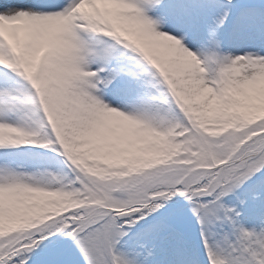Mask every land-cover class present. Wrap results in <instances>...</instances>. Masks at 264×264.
<instances>
[{
    "label": "snow or ice",
    "instance_id": "6c2138e0",
    "mask_svg": "<svg viewBox=\"0 0 264 264\" xmlns=\"http://www.w3.org/2000/svg\"><path fill=\"white\" fill-rule=\"evenodd\" d=\"M260 53L254 0H0V264H264Z\"/></svg>",
    "mask_w": 264,
    "mask_h": 264
},
{
    "label": "rangeland",
    "instance_id": "374dc122",
    "mask_svg": "<svg viewBox=\"0 0 264 264\" xmlns=\"http://www.w3.org/2000/svg\"><path fill=\"white\" fill-rule=\"evenodd\" d=\"M256 3H264V0H254ZM234 50V49H233ZM250 48L238 47V50H234V55H244L245 51H252ZM264 55V53H260ZM262 86H264V81H262ZM261 103L264 104V97H261ZM18 151L21 155L17 158V164L19 165L20 170L25 172L37 171L35 167L32 166L33 161H40L46 157L55 155V153L50 152L49 149H41L33 145H24L19 148L14 149ZM42 170V169H40ZM51 171H62L64 173L69 172L67 165L63 162L56 164L54 167H51ZM45 179H48L45 177ZM189 226V238L193 247V251L196 252L200 247H202L199 237V225H195L194 222L189 219L187 221ZM74 255H69L68 264H74Z\"/></svg>",
    "mask_w": 264,
    "mask_h": 264
},
{
    "label": "bare ground",
    "instance_id": "6f19581e",
    "mask_svg": "<svg viewBox=\"0 0 264 264\" xmlns=\"http://www.w3.org/2000/svg\"><path fill=\"white\" fill-rule=\"evenodd\" d=\"M234 50H238V48H235ZM234 50H233V51H234Z\"/></svg>",
    "mask_w": 264,
    "mask_h": 264
}]
</instances>
